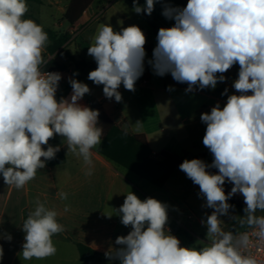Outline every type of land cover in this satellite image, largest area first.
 <instances>
[{
    "label": "clouds",
    "instance_id": "1",
    "mask_svg": "<svg viewBox=\"0 0 264 264\" xmlns=\"http://www.w3.org/2000/svg\"><path fill=\"white\" fill-rule=\"evenodd\" d=\"M155 2L146 0L142 7L133 0V11L151 15ZM27 12L26 0H0V175L17 189L60 151V146L49 145L55 135L89 166L103 136L99 111L78 103L90 92L87 84L70 78V99H56L62 75L41 71L49 36L42 25L24 18ZM163 15L175 23L158 31L149 61L156 75L170 73L192 92L197 87L215 89L225 81L223 74L239 65L232 85L239 95H228L223 108L217 103L200 117L206 124L202 142L212 163L194 158L179 165L199 186L204 207L212 209L202 220L209 242L199 248L182 247L166 228L167 206L151 197L141 200L130 191L115 211L132 230L118 236L119 247L105 255L119 264H259L246 253L253 246H264V215H257L264 213V0H187L183 8L165 7ZM145 43V34L136 25L114 31L110 24H101L88 47L97 64L88 79L103 85L105 97L120 102L121 84L134 92L144 72ZM226 181L233 185L227 194ZM237 193L246 205L240 223L251 232L234 234L222 227L221 217L230 216L234 207L228 200ZM58 195L67 199L64 192ZM57 216V211L35 201L22 226L25 260L56 254L52 237L65 231Z\"/></svg>",
    "mask_w": 264,
    "mask_h": 264
},
{
    "label": "crops",
    "instance_id": "2",
    "mask_svg": "<svg viewBox=\"0 0 264 264\" xmlns=\"http://www.w3.org/2000/svg\"><path fill=\"white\" fill-rule=\"evenodd\" d=\"M71 1L66 0L62 5V0H42L43 5H33L44 28L71 35L66 44L68 50L75 59L84 60L90 67L81 72L66 56L60 53L51 55L45 47L42 52L45 63L41 68L54 59L64 69L56 99L71 86L69 79H76L90 89L78 103L90 107L91 101L99 102L120 129L147 140L155 160L162 161V152L183 161L205 154L203 161L208 164L213 156L203 145L206 124L200 117L202 113H210L217 103L223 108L228 95H239L232 87L238 78V64L223 74L225 81L218 82L215 89L201 90L197 87L192 92H186L188 85L175 81L170 73L164 76L154 73L149 64L153 53L145 50L144 72L135 83V91H128L121 84L118 89L122 95L120 102L105 97L103 85L98 86L88 79L89 72L97 67L95 60L88 55V47L92 45L101 24H110L114 31L136 25L145 34V45L156 46L159 29L172 27L175 23L163 15L165 7L183 8L187 0H156L152 14L147 15L158 24V30L152 27L146 15L133 11V0H94L79 21L64 30V22H67L65 14ZM137 3L143 7L146 0H137ZM53 11L59 12L61 18L57 19ZM96 15L99 17L94 21ZM225 89L228 91L222 95ZM71 94L72 88L65 98L70 99ZM65 143L59 135L49 140V145L60 146L65 161L61 164L46 162L45 168L38 169L35 178L23 188L6 185L0 175V264H119V261L108 257L100 261H82L78 246L83 245L102 255L119 247L115 244L116 238L126 236L132 230L131 226L121 223L120 215L115 211L123 204L125 195L131 191L141 200L155 198L167 206L168 216L174 219L178 202L186 204L199 188L179 168L171 172L162 187L156 186L101 155L98 151L100 145L93 149L92 164L86 165L82 157L68 152ZM47 146H43L45 150ZM89 171L91 174H88ZM207 171L218 172L215 168ZM224 186L228 191L233 187L227 181ZM59 192L66 193L67 199H61ZM235 196L244 201L241 194ZM37 199L57 211V222L64 226L65 231L52 237L57 249L55 255L25 260L22 255L25 242L22 226ZM166 228L177 237V228L172 229L168 225Z\"/></svg>",
    "mask_w": 264,
    "mask_h": 264
},
{
    "label": "trees",
    "instance_id": "3",
    "mask_svg": "<svg viewBox=\"0 0 264 264\" xmlns=\"http://www.w3.org/2000/svg\"><path fill=\"white\" fill-rule=\"evenodd\" d=\"M26 2L28 5V12L25 14L24 18L31 19L38 25H41L33 5H43L42 0H26ZM93 2L94 0H72L65 14V19L69 25H75ZM143 14L148 17L152 27L158 30V24L146 13ZM43 29L49 36L50 43L46 46V50L49 54H63L73 63L75 68L81 72H86L90 68L87 62L75 59L68 50L66 44L71 38L69 33H60L44 27ZM144 48L146 51L153 53L155 45H145ZM41 71L62 73L64 69L52 59L41 68ZM70 89L71 86L65 88L64 92L57 98V100L59 101L61 98H65ZM90 108L99 111L98 126L103 128L102 143L100 144L98 151L101 155L117 165L124 167L140 178L145 179L156 186L162 187L166 183L171 172L175 168H179V165L183 162V160L167 152L161 153L160 156L162 157V161L155 160L152 157V151L145 138L134 137L128 132L120 129L108 117L99 102L91 101ZM205 157V154H200L194 158L203 160ZM64 161L65 157L63 152L59 151L56 153L55 158L47 161V163L61 164ZM208 169L210 170L211 168ZM224 190L226 194L230 192L225 187ZM228 202L242 211L246 207L244 201L235 195L232 196ZM78 249L82 261H100L106 257L105 255L97 253L83 245H79Z\"/></svg>",
    "mask_w": 264,
    "mask_h": 264
},
{
    "label": "rangeland",
    "instance_id": "4",
    "mask_svg": "<svg viewBox=\"0 0 264 264\" xmlns=\"http://www.w3.org/2000/svg\"><path fill=\"white\" fill-rule=\"evenodd\" d=\"M66 3V0H62V5ZM57 15V19L61 18V15L57 11H53ZM64 30L69 28V24L64 22ZM43 57V56H42ZM213 161V157L208 164ZM212 169V168H211ZM135 180L138 177L130 175ZM223 187H225L223 185ZM229 203V202H228ZM205 199L200 195V190L197 188L194 192V197L184 204L179 201L175 209V218L172 219L168 216V222L166 225L172 229L177 228L176 236L180 238L182 247H203L209 241L207 239V228L202 220H206V214L210 215L212 209L204 207ZM231 205V204H230ZM244 212L236 207L230 210V216L221 217L223 220L222 227L226 231H232L234 234H238L241 231L249 229L246 225H241L240 217ZM257 215H264V213L258 212ZM233 217V218H231Z\"/></svg>",
    "mask_w": 264,
    "mask_h": 264
},
{
    "label": "built area",
    "instance_id": "5",
    "mask_svg": "<svg viewBox=\"0 0 264 264\" xmlns=\"http://www.w3.org/2000/svg\"><path fill=\"white\" fill-rule=\"evenodd\" d=\"M98 17H99V15H96V17L94 18V21L97 20ZM249 94H251V93H249ZM243 232H251V229L249 228V229L241 231L239 233H243ZM251 239L253 241V244L255 245V238L251 237ZM246 254H251V255L255 256V258L258 260L259 264H264V246H253L248 250V252Z\"/></svg>",
    "mask_w": 264,
    "mask_h": 264
}]
</instances>
